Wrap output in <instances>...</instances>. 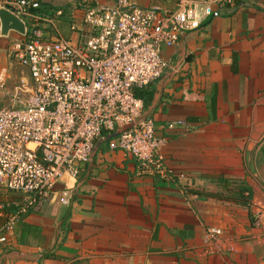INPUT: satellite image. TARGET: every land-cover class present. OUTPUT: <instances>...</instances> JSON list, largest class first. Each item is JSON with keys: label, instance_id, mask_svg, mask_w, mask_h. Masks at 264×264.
<instances>
[{"label": "crops", "instance_id": "0c3cea01", "mask_svg": "<svg viewBox=\"0 0 264 264\" xmlns=\"http://www.w3.org/2000/svg\"><path fill=\"white\" fill-rule=\"evenodd\" d=\"M245 1L162 49L173 67L146 86L153 92L143 112L166 138L159 157L169 179L99 146L68 206L24 216L40 238L21 240L14 226L0 264H264V226L252 227L243 198L264 203V0ZM178 123L184 128L166 129ZM209 228L233 251L202 244Z\"/></svg>", "mask_w": 264, "mask_h": 264}, {"label": "built area", "instance_id": "2783aa9c", "mask_svg": "<svg viewBox=\"0 0 264 264\" xmlns=\"http://www.w3.org/2000/svg\"><path fill=\"white\" fill-rule=\"evenodd\" d=\"M169 1L171 9L141 7L137 0H2L0 8L24 27L9 54L26 71L28 84L18 88L10 107L0 109V187L18 196L0 202V244L30 210L54 201L67 207V185L78 184L99 146L120 152L157 180L169 179L159 157L166 138L134 91L173 67L162 49L177 45L202 20L246 5ZM176 127L184 124L166 129ZM247 210L252 227H263L264 206L251 201ZM220 238L219 229L209 228L202 244L233 251Z\"/></svg>", "mask_w": 264, "mask_h": 264}, {"label": "rangeland", "instance_id": "374dc122", "mask_svg": "<svg viewBox=\"0 0 264 264\" xmlns=\"http://www.w3.org/2000/svg\"><path fill=\"white\" fill-rule=\"evenodd\" d=\"M17 38L14 32H11L9 36L0 37V109L7 108L11 106V101L15 92H18V88L26 87L28 84L27 81V73L26 71L20 67L9 54L11 49V43L13 40ZM21 97H25V94H21ZM108 153V151L106 150ZM105 152V153H106ZM260 166V165H259ZM260 176L264 178V172H260ZM261 178L259 181V185L262 187V196H264V180ZM71 187L69 184L67 185L66 191H70ZM18 196L12 194L11 192L6 191L4 188L0 187V202L9 201L12 199H17ZM264 201V198L262 199ZM55 201L52 204L45 205L53 206ZM264 206V203L262 204ZM42 206L38 209L30 210V212H37L45 208ZM59 207L65 208L64 205H59ZM29 212V213H30ZM40 213V212H37ZM249 219V215H248Z\"/></svg>", "mask_w": 264, "mask_h": 264}, {"label": "trees", "instance_id": "16d2710c", "mask_svg": "<svg viewBox=\"0 0 264 264\" xmlns=\"http://www.w3.org/2000/svg\"><path fill=\"white\" fill-rule=\"evenodd\" d=\"M152 92L153 90H149L148 87L142 88V89H137L134 91V95L135 97H137L138 99H140L142 101L143 104H145L147 101L151 100L152 98ZM101 147V146H100ZM86 172L85 174H81L79 180L77 181L78 184H74L72 186V188H75V186H80L84 183L85 179H86ZM244 198V202L245 205H249L251 203L252 198H250L249 194L246 192V194L243 196ZM14 208L10 207L9 211L13 212ZM23 218L24 216L20 217L18 219V221L16 222L15 226H17L20 230V237L21 240L27 238L28 236L31 237L33 240H39L40 238V231L38 228L32 226V225H28L26 223L23 222ZM65 220V217L63 219V221Z\"/></svg>", "mask_w": 264, "mask_h": 264}, {"label": "water", "instance_id": "95a60500", "mask_svg": "<svg viewBox=\"0 0 264 264\" xmlns=\"http://www.w3.org/2000/svg\"><path fill=\"white\" fill-rule=\"evenodd\" d=\"M23 24L18 18L7 10L0 8V36H6L9 32L23 34Z\"/></svg>", "mask_w": 264, "mask_h": 264}]
</instances>
